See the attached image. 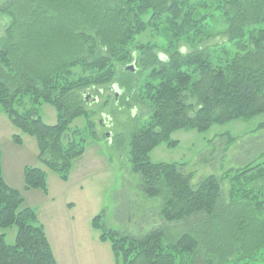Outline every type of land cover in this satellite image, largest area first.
<instances>
[{
	"label": "trees",
	"instance_id": "16d2710c",
	"mask_svg": "<svg viewBox=\"0 0 264 264\" xmlns=\"http://www.w3.org/2000/svg\"><path fill=\"white\" fill-rule=\"evenodd\" d=\"M0 16L8 20L0 33V115L34 139L38 160L61 181L84 154L82 142L64 144L62 136L78 118L94 127L86 92L119 86L123 109L149 110L121 142L162 224L131 237L107 229L103 213L93 217L116 264H264V136H253L264 123L239 147L248 162L195 184L181 163L150 159L158 146L178 144L177 131L205 133L264 115V0H0ZM142 35L162 45L137 41ZM216 36L223 42L198 47ZM26 98L30 107L19 112ZM43 105L54 109L55 125L43 123ZM12 142L22 143L18 135ZM23 181L25 190L47 194L43 170L24 167ZM23 203L3 180L0 153V264H56L36 212ZM12 228L7 244L3 231Z\"/></svg>",
	"mask_w": 264,
	"mask_h": 264
},
{
	"label": "rangeland",
	"instance_id": "374dc122",
	"mask_svg": "<svg viewBox=\"0 0 264 264\" xmlns=\"http://www.w3.org/2000/svg\"><path fill=\"white\" fill-rule=\"evenodd\" d=\"M7 22L5 17L0 16V33ZM148 40L162 45L160 39L149 35H142L137 39L139 42ZM219 42H223V38L216 36L207 42L203 41L198 47ZM121 72L123 67L117 66V74ZM114 83L117 84L116 79ZM118 88L108 85L91 88L85 93V108L94 113L91 117L94 127L90 132L86 129L84 119L78 118L72 122L70 131L62 136L64 144L74 139L84 146V154L73 161L67 182L61 181L38 160V149L33 138L27 136L22 145H16L11 140L10 135L13 134H9L10 131L19 137L24 134L20 135V131L11 125L9 131L0 126L1 172L4 181L21 193L24 199L22 207L33 209L39 223L42 225L43 221L52 235L55 231L50 228L53 220L47 214V206L53 208L57 223L63 224L65 231L72 236L69 243L64 242L65 245L60 246L59 251L58 248L55 249L59 264H114L110 245L99 242L98 233L90 226L91 219L100 213H103V223L107 229L131 237L144 235L154 225L162 224L157 216V209L155 211L157 203L143 196L138 189L137 177L130 172L126 139L125 143L121 142V136H127L135 127V119H143L137 127L144 124L149 110L145 105L138 106L136 110L123 109L120 106ZM23 102L24 105L15 106L19 112L30 107L28 98ZM38 112L43 123L55 125L56 114L51 106L43 105ZM260 123H264V115L247 121L214 125L205 133L177 131L171 135V139L178 144L172 148L163 144L158 146L150 153V159L152 162L181 163L185 173H194L193 184L207 175L220 176L227 169L239 167L242 161H249L239 155V147L252 137L253 130ZM75 129L79 133L73 135L71 130ZM222 135L225 136L222 138ZM229 135L235 139L230 145L226 144ZM258 135L263 137L264 132L253 134L254 137ZM259 144L263 146L264 140ZM261 160H256L255 164ZM25 166L36 167L46 173V195L41 190L24 189L22 168ZM228 188L226 182L223 185L224 194H227ZM72 219L76 226L71 222ZM171 227L184 229L182 224ZM15 232V228L3 231L7 244L13 243ZM75 233L79 238L74 237ZM53 241L52 238V243ZM66 252L69 254H65Z\"/></svg>",
	"mask_w": 264,
	"mask_h": 264
},
{
	"label": "crops",
	"instance_id": "0c3cea01",
	"mask_svg": "<svg viewBox=\"0 0 264 264\" xmlns=\"http://www.w3.org/2000/svg\"><path fill=\"white\" fill-rule=\"evenodd\" d=\"M12 127H14L11 123H10V121L4 116V115H0V126H1V128H7L8 129V131L10 130V127L11 126ZM15 128V127H14ZM20 133V132H19ZM0 134H1V131H0ZM9 134H13V135H10L11 136V140H12V136H15L16 135V133H13L12 131H10V133ZM20 135H21V133H20ZM21 137V139H22V143H23V140L25 139V137H27L26 135H22V136H20ZM22 143H21V145H22ZM26 167V166H25ZM24 168V167H23ZM23 168H22V170H23ZM36 168V167H35ZM3 177V176H2ZM3 180H4V178H3ZM5 182V181H4ZM6 183V182H5ZM7 185V184H6ZM8 186V185H7ZM9 187V186H8ZM11 188V187H10ZM73 209V208H72ZM46 211H47V214L52 218V220H53V224L50 226V228H54V231H55V233H54V235H52L48 230H47V228H46V226H45V224L43 223V221H42V227H43V229H44V232H45V235H46V237H47V239H48V242H49V244H50V247H51V249H52V252H53V255H54V258H55V260H56V264H59V259H58V257H57V253H56V251H55V249L56 248H58V251H59V249H60V246L61 245H65V244H63L64 242H67V243H69V240L72 238V236H70L69 234H68V232L67 231H65V229H64V225L63 224H61L60 225V222H58L57 223V221H56V218H55V215L53 214V208L51 207V206H47L46 207ZM92 220V219H91ZM39 222V221H38ZM73 224H74V221H73V219H72V221H71ZM75 225V224H74ZM76 226V225H75ZM90 226H91V222H90ZM92 228V227H91ZM93 229V228H92ZM94 230V229H93ZM95 231V230H94ZM74 237H77V238H79V236H77V233H75L74 234ZM52 238L54 239V243H52ZM54 244V245H53ZM55 245H56V247H55ZM65 251H67V248H65ZM65 254H69V252H66ZM113 258H114V256H113ZM69 260V259H68ZM114 264H116L115 263V258H114Z\"/></svg>",
	"mask_w": 264,
	"mask_h": 264
},
{
	"label": "water",
	"instance_id": "95a60500",
	"mask_svg": "<svg viewBox=\"0 0 264 264\" xmlns=\"http://www.w3.org/2000/svg\"><path fill=\"white\" fill-rule=\"evenodd\" d=\"M132 68H133L132 66H128L127 67V70H129V69L132 70Z\"/></svg>",
	"mask_w": 264,
	"mask_h": 264
}]
</instances>
